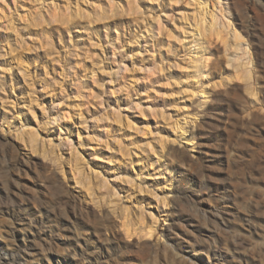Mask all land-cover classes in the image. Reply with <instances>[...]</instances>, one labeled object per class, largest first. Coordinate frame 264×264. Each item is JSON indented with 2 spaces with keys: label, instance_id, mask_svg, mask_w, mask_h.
<instances>
[{
  "label": "rangeland",
  "instance_id": "1",
  "mask_svg": "<svg viewBox=\"0 0 264 264\" xmlns=\"http://www.w3.org/2000/svg\"><path fill=\"white\" fill-rule=\"evenodd\" d=\"M0 264H264V0H0Z\"/></svg>",
  "mask_w": 264,
  "mask_h": 264
}]
</instances>
